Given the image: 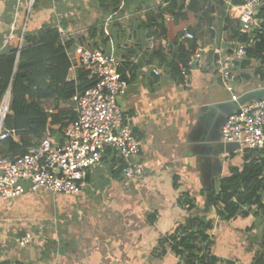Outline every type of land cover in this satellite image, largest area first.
<instances>
[{"label": "crops", "instance_id": "obj_1", "mask_svg": "<svg viewBox=\"0 0 264 264\" xmlns=\"http://www.w3.org/2000/svg\"><path fill=\"white\" fill-rule=\"evenodd\" d=\"M83 1L80 4L91 7L86 14L76 9L74 0H0V52L17 47V38L8 40L12 24L15 36L23 40L25 35H39L48 24L61 27L63 42L75 40L70 54L76 44L92 47L88 29L94 24L101 28L103 37L95 46L117 55L131 69L119 103L142 144L134 158L141 172L126 179L115 170L119 164L113 155L104 154L85 172L79 193L56 195L60 202L69 200L64 209L69 223H40L35 230L32 223L2 222L0 210V264H173L178 256L165 237L191 220L207 225L203 229L207 238L199 244L204 245L206 264H253L256 257L264 258V211L244 206L243 213L225 220L207 199L209 192H217L220 179L244 162L243 150L227 151L220 136L232 97L236 101L264 97V65L258 59L223 60L232 55V41L220 22L223 9L234 13L228 0L224 6L221 0H210L215 3L210 26L201 11L187 12L183 29L197 38L200 59L176 79L144 55L165 45L173 48L154 32L156 24L164 21L167 27L174 22L168 11L157 13L168 0H122L117 10L104 9L98 0ZM196 2L205 4L179 0L185 8ZM153 67L160 74H154ZM226 70L229 77H224ZM68 77L76 78L72 67ZM261 150L264 156V147ZM42 193L50 194L27 187L13 201ZM183 194L192 208L179 202ZM26 233L32 238L20 247L17 239Z\"/></svg>", "mask_w": 264, "mask_h": 264}, {"label": "trees", "instance_id": "obj_2", "mask_svg": "<svg viewBox=\"0 0 264 264\" xmlns=\"http://www.w3.org/2000/svg\"><path fill=\"white\" fill-rule=\"evenodd\" d=\"M98 1L104 9L117 10L122 0ZM200 1L205 4L201 6L200 2H196L192 3L191 7L185 8V5L179 4V0H168L165 8L159 7L157 10V13L168 11L174 18V22L169 23L167 27L162 21L156 24L158 27L154 30L164 41H170L173 48L165 45L145 52L144 55L147 56L146 61L156 60L175 79L183 75L181 67L187 66L198 47L195 36L192 39L182 37L185 20L188 18L187 12L196 14L201 11L208 25H212L213 17H209V12L214 11L215 3L210 0ZM246 1L232 0V3L244 5ZM220 2L223 5L224 0ZM146 14L150 20L152 13ZM220 14L223 16L220 19L221 29L228 34L232 43L241 40L246 44V57L236 62L246 63L250 58H255L264 65V0L257 11L259 26L250 33L241 30L237 16L229 15L224 9ZM88 33L89 38L94 42L92 47L97 48L96 40L103 37V30L94 24L89 27ZM24 38L20 48L9 47L0 52V98L5 89L11 86L12 112L5 118L4 124L7 128L16 129L19 134L17 141L7 139L0 144V155L22 154L46 134L59 138L76 117L71 98L77 90H85L96 81V77L83 68L76 69L75 79L68 77L71 68L68 50L74 45L75 40L67 39L63 42L56 25L48 24L39 35H25ZM78 40L83 43L84 38L79 37ZM166 48L167 52H165ZM119 71L128 82L127 76L131 73L129 64L121 60ZM44 101H52L53 104L50 108H46ZM262 151L243 149L242 167L232 168L229 175L220 179L217 192L208 193L209 205L225 220H229L239 212L243 213L244 206L256 205L264 211L262 202L264 156L260 153ZM109 153L119 164L115 170L122 172L125 165L123 159L110 147L105 151V154ZM179 202L181 205L188 203L189 208L193 207L187 194H183ZM205 227L206 224L191 220L165 238L166 240L167 237L170 238L172 249L177 256L195 258L202 252L201 258L204 260L206 254L204 245L199 247V244H203L207 238L203 233ZM178 232L180 236H176ZM165 238L159 243L162 244ZM253 264H264V258L256 257Z\"/></svg>", "mask_w": 264, "mask_h": 264}, {"label": "built area", "instance_id": "obj_3", "mask_svg": "<svg viewBox=\"0 0 264 264\" xmlns=\"http://www.w3.org/2000/svg\"><path fill=\"white\" fill-rule=\"evenodd\" d=\"M262 2L247 0L244 5H236L228 0V9L234 11L232 16L238 17L243 32L250 33L259 26L257 11ZM58 32L63 41V29L58 27ZM182 37L192 39L194 34L184 29ZM13 38H17V47L20 48L24 40L22 36H15L14 24L10 27L8 40ZM72 51L70 54L68 50L71 67L88 70L96 81L85 90H77L71 98L76 117L59 138L46 134L22 154L0 155V200H16L27 187L53 196L75 195L80 191L85 172L101 161L109 147L116 150L125 162L122 174L126 179L133 180L141 172L134 158L140 153L142 144L133 134L129 118L119 103L128 86L119 71L121 58L83 44H76ZM200 52L201 48L197 47L187 66L181 67L183 75L199 61ZM245 57L246 44L236 40L232 43L231 57L227 54L223 60L228 62L231 58L242 60ZM152 72L160 74L156 67ZM229 76L230 72L226 70L224 77ZM232 99L237 100V97ZM10 104L9 85L0 98V144L7 139H19L18 131L4 124L12 112ZM221 137L223 142L237 143L242 150L264 147V100L240 104L238 111L231 113L222 125ZM31 238L32 235L26 233L17 239V243L24 247ZM201 257L202 252L195 258L178 256L173 264H206Z\"/></svg>", "mask_w": 264, "mask_h": 264}, {"label": "rangeland", "instance_id": "obj_4", "mask_svg": "<svg viewBox=\"0 0 264 264\" xmlns=\"http://www.w3.org/2000/svg\"><path fill=\"white\" fill-rule=\"evenodd\" d=\"M80 1L84 2L83 0H74L77 4L76 9L86 14L91 7L85 3L80 4ZM43 104L46 108H50L53 103L52 101H44ZM55 197L52 194L42 193L27 196L19 201L5 202L0 200L2 204L0 210L3 213L1 214V221L4 223H32L35 230H38L37 228H40L41 224L69 223V212L64 210L68 209L69 200L62 199L60 202ZM60 209H63L64 212H60ZM48 229L51 231L50 228Z\"/></svg>", "mask_w": 264, "mask_h": 264}, {"label": "water", "instance_id": "obj_5", "mask_svg": "<svg viewBox=\"0 0 264 264\" xmlns=\"http://www.w3.org/2000/svg\"><path fill=\"white\" fill-rule=\"evenodd\" d=\"M210 32H211V35H213V29L210 28ZM251 100H264V97L263 96H251V97H248L246 100L242 101H236V100H232L231 104H230V108L229 110L225 113V117L224 119L222 120L221 122V125H220V136H221V127L222 125L225 123L227 117L235 112V111H238V107L240 104L244 103V102H248V101H251ZM223 144H225V146L227 147V151H233V150H237V149H240V146L237 144V143H233V142H222Z\"/></svg>", "mask_w": 264, "mask_h": 264}]
</instances>
